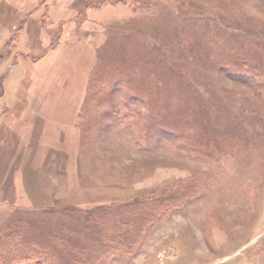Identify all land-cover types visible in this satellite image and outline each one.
Wrapping results in <instances>:
<instances>
[{"label": "rangeland", "instance_id": "374dc122", "mask_svg": "<svg viewBox=\"0 0 264 264\" xmlns=\"http://www.w3.org/2000/svg\"><path fill=\"white\" fill-rule=\"evenodd\" d=\"M0 264H264V0H0Z\"/></svg>", "mask_w": 264, "mask_h": 264}]
</instances>
